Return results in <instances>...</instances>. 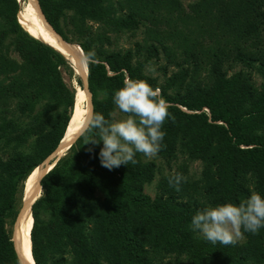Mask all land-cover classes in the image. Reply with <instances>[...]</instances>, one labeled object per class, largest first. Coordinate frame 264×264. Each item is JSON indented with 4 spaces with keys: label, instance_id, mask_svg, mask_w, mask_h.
<instances>
[{
    "label": "trees",
    "instance_id": "trees-1",
    "mask_svg": "<svg viewBox=\"0 0 264 264\" xmlns=\"http://www.w3.org/2000/svg\"><path fill=\"white\" fill-rule=\"evenodd\" d=\"M38 4L63 46L76 50L72 43L79 44L87 83L83 85L66 56L29 28L27 0H0V149L6 153L0 154V264H21L14 235L26 182L55 152L71 119L77 89L86 87L89 109L113 120L117 107L112 97L126 77L161 89L171 117L162 128L166 135L159 155L169 163L177 150L185 149L192 158L205 160L204 183L197 187V181L187 179L177 192L168 184L175 172L167 173L151 198L143 188L154 178V161L138 153L137 164L109 170L100 163L102 142L75 140L40 179L41 192L31 207L35 264H152L149 248L189 253L193 264L263 263L264 228L256 235L245 232L242 243L223 246L194 239L189 226L192 216L206 208L199 193L215 206L239 204L251 194L247 175L252 174L253 190L264 196V0H200L190 5L194 12L184 14L180 26L171 18L182 12L178 0ZM141 23L148 24V33L167 53L193 63L194 74L184 92L170 93L171 82L160 85L146 75L144 62L133 63L131 50L105 47L111 44L109 31L131 30ZM163 23L167 29L161 28ZM235 60L256 66L262 78L259 88L247 70L227 75L222 63ZM206 65L209 70L201 80L200 69ZM63 72L74 78L76 90L66 84ZM10 103L15 104L13 111ZM49 113L54 115L47 127ZM30 137L34 141L26 150Z\"/></svg>",
    "mask_w": 264,
    "mask_h": 264
},
{
    "label": "clouds",
    "instance_id": "clouds-1",
    "mask_svg": "<svg viewBox=\"0 0 264 264\" xmlns=\"http://www.w3.org/2000/svg\"><path fill=\"white\" fill-rule=\"evenodd\" d=\"M102 95L107 97L106 92ZM112 99L127 118L109 120L85 105L72 138L83 139L84 144L102 142L100 163L109 170L137 164L138 153L148 159L157 157L166 135L163 125L171 117L169 103L163 98L161 89H154L146 80L126 77ZM186 182L187 177L180 173L168 179L169 186L177 192ZM190 226L212 245L235 246L245 232L256 235L264 228V196L253 191L239 204L224 203L198 210Z\"/></svg>",
    "mask_w": 264,
    "mask_h": 264
},
{
    "label": "rangeland",
    "instance_id": "rangeland-1",
    "mask_svg": "<svg viewBox=\"0 0 264 264\" xmlns=\"http://www.w3.org/2000/svg\"><path fill=\"white\" fill-rule=\"evenodd\" d=\"M178 1L181 3L182 12L179 13L178 11H176L172 13L171 18L175 19L177 24H179L180 26L182 23V21H180L181 17L184 14H192L194 12L192 11L190 5L194 6L200 0H178ZM20 4H21L20 10H22L24 7V2H21ZM190 19L191 18H188L186 22ZM89 23H93L94 26H98V23H95L93 21H89ZM147 25L148 24L146 23H141L135 29L124 30L120 32L109 31L108 35L110 37L111 44L105 45V47L108 50H121L122 52L131 50L132 53L134 54L133 60H132L133 63L144 62L143 71L146 75L156 78L157 82L160 85H164L165 82H171L172 86L169 88L170 93L184 92L185 88L187 87L188 82L192 78V74H194L193 71L195 69H194L193 63L190 60H188V62L183 63L182 57L178 56V54H176L173 57L172 54L167 53L165 49L160 45V43L156 41L154 37L150 35V33H148L149 28L147 27ZM161 28L167 29L166 24L163 23ZM63 29L65 30V28ZM170 29L171 27L168 28V30ZM168 42L170 43L169 40ZM72 44L76 50L68 49L65 45L63 46L64 49L67 51L66 58L71 62L73 69L75 67L74 64H76L75 62H81L86 69V66L84 63L85 57L81 54L80 50H78V46L75 45L76 43H72ZM205 45H211V43L209 41H205ZM11 55L16 58L15 53L11 52ZM254 67L256 68V66ZM254 67L250 68L245 63L240 62V61L236 62V60L233 61L231 64L224 63V62L222 63V69H227L228 76H231L233 73L237 72L238 70H242V71L247 70L248 73H251V75L253 76L254 87L259 88L262 78L259 72L257 71V69H255ZM208 70H209V65L202 66L200 69V74L198 78L203 80V78L207 76ZM185 71H187L186 72L187 75L180 76ZM63 77H64V81L66 82V84L69 87L74 88L76 90L78 84H76L74 78L68 75L66 72H63ZM169 80H173V81H169ZM180 81H182V88L180 90H177V87L179 85L178 83ZM79 90L80 89H77V92H79ZM87 102L82 101L81 103H79L78 105L79 108L85 110V105H87V107L89 108L90 94H89V99ZM9 105H10L9 107L10 110L13 111L15 109V104L10 103ZM39 107H40V104H37L35 106V108H39ZM53 115H54L53 113H49L48 120L50 122L47 127L50 126L51 118L53 117ZM112 115H113V120L127 118L126 114L120 112L118 108H116L113 111ZM27 119L28 118L26 117V120ZM33 141H34V137L28 138L26 150L33 143ZM102 147H103V144H102ZM0 154L6 155V153L1 149H0ZM142 158L143 160L154 161L157 165L153 180H151L150 182L144 183V188H143L144 192L148 194L151 198H155V196L159 193L158 181L161 176L167 173H173V172L180 173L178 170L182 169L183 167H185L184 171L182 170V173L180 174L187 177V179L190 181L192 180L197 181L198 182L197 187H202L204 183L203 170L205 166L207 165L206 161L200 158H192L191 156L187 154L185 149L184 150L179 149V151L177 150L176 157H174L169 163H167V161L159 154L157 157L152 158V159H148L144 156H142ZM47 160H45L41 164H44L45 166H47V162H48ZM247 178H248L247 184H249V187L251 188V193H252L254 191L253 187L255 184V177L252 174L250 175L248 174ZM201 190L202 189L200 188V191ZM203 195H204L203 193L197 194L199 201L204 202L206 204V207H210V206L214 207L215 204H212L210 203V201H207V199L203 197ZM97 196L102 197V194L100 192H97ZM189 228L192 232L194 239L196 240L204 239L202 235H200L197 232H194L191 229V226H189ZM13 231H15L14 226H13ZM16 234H17V229L15 231L14 237H16ZM245 239H246V235H244V238L240 240L239 243L244 242ZM148 251H149L148 256L152 264H193L191 255L186 252H178L176 250L166 251L163 248H157L156 250H152L149 248ZM65 255L66 257H69V259H71V254L67 252V254ZM104 263L106 264V262ZM261 263L262 262L257 263V264H261ZM67 264H69V262ZM121 264H129V263L126 262V263H121ZM251 264H256V263L251 262ZM262 264H264V262Z\"/></svg>",
    "mask_w": 264,
    "mask_h": 264
},
{
    "label": "bare ground",
    "instance_id": "bare-ground-1",
    "mask_svg": "<svg viewBox=\"0 0 264 264\" xmlns=\"http://www.w3.org/2000/svg\"><path fill=\"white\" fill-rule=\"evenodd\" d=\"M27 2H28L27 9L30 12V17L28 18L30 25L29 28H31L33 33L38 38H40L45 43L49 44L57 51L62 53L64 56H66L67 51L64 49L63 45L60 44V42L56 38L55 33L56 34L58 33L46 21L43 13L41 12L40 6L38 4V0H27ZM75 63L76 64H74L75 66L74 69L76 73L77 74L81 73L84 82L87 83L86 69L84 65L81 62H75ZM89 94L90 93L86 87L79 90L76 96V104L71 114V119L67 125L66 131L63 134L61 140L59 141L56 150H54L55 152L47 160L48 162L51 161L50 164L48 166H45L44 164H40L36 169L34 168L32 170L30 176L27 179L26 187L22 198L23 203H22L20 222L18 224L17 234L15 237L16 250L18 252L19 258L22 261V264H35L31 253V239H30V231L33 220L31 214V207L41 192L40 179L49 169H51L54 166L57 159L60 158V156L63 155V153H65L69 149L72 143H74L75 140L72 138L74 128L78 124L80 116L85 111L79 108L78 105L82 101L87 102L89 99Z\"/></svg>",
    "mask_w": 264,
    "mask_h": 264
},
{
    "label": "water",
    "instance_id": "water-1",
    "mask_svg": "<svg viewBox=\"0 0 264 264\" xmlns=\"http://www.w3.org/2000/svg\"><path fill=\"white\" fill-rule=\"evenodd\" d=\"M78 46H79V44H77ZM80 47V46H79ZM78 76L81 78V80H82V82H83V85H86V83L84 82V80H83V77H82V75H81V73L80 74H78ZM21 209V208H20ZM15 247V246H14ZM16 250V249H15ZM17 252V251H16ZM18 254V253H17ZM19 257V256H18ZM19 260H20V263L22 264V261H21V259L19 258Z\"/></svg>",
    "mask_w": 264,
    "mask_h": 264
}]
</instances>
